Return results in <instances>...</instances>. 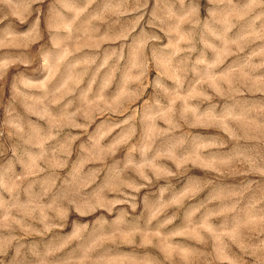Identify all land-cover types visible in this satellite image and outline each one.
I'll list each match as a JSON object with an SVG mask.
<instances>
[{"label":"rangeland","instance_id":"rangeland-1","mask_svg":"<svg viewBox=\"0 0 264 264\" xmlns=\"http://www.w3.org/2000/svg\"><path fill=\"white\" fill-rule=\"evenodd\" d=\"M0 264H264V0H0Z\"/></svg>","mask_w":264,"mask_h":264}]
</instances>
